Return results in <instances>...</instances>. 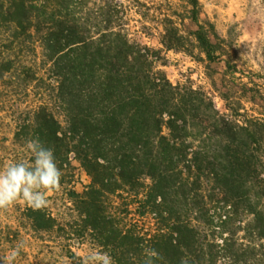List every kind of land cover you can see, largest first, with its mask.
Listing matches in <instances>:
<instances>
[{"label": "trees", "instance_id": "16d2710c", "mask_svg": "<svg viewBox=\"0 0 264 264\" xmlns=\"http://www.w3.org/2000/svg\"><path fill=\"white\" fill-rule=\"evenodd\" d=\"M180 2L196 28L176 8L156 48L131 36L119 2L0 0V80L41 90L14 143L54 148L61 184L89 175L68 194L71 236L114 264H264V74L201 0ZM171 51L203 65L213 90L174 83ZM27 217L57 227L47 208Z\"/></svg>", "mask_w": 264, "mask_h": 264}, {"label": "rangeland", "instance_id": "374dc122", "mask_svg": "<svg viewBox=\"0 0 264 264\" xmlns=\"http://www.w3.org/2000/svg\"><path fill=\"white\" fill-rule=\"evenodd\" d=\"M101 4L119 2L127 9L124 20L131 36L144 44L162 48L158 38L164 31L160 20L164 14H172L176 8L183 15L186 30L196 25L192 14L183 10L180 0H93ZM205 16L210 18L224 37L237 43L234 49L247 63V66L264 74V0H201ZM166 65L162 68L174 83H189L206 90H213L210 78L203 65L184 53L165 52ZM32 61V58L29 59ZM41 66L42 59H35ZM43 75L44 69L40 70ZM9 77V76H8ZM18 80H0V172L13 162L27 160L28 153L22 144L14 143L16 121L20 112L37 105L41 90L31 88L26 91ZM221 110L224 102L217 97ZM78 165V163H75ZM61 184L58 190H43L49 201L47 209L57 220L52 232H39L34 229L27 210L31 208L22 199L6 209H0V256L8 255L17 246L20 254L14 264H81L79 257H85L94 264L96 250L87 243L82 246L72 239L71 226L75 223V212L68 194L71 190L83 192L91 182L84 170ZM117 200V199H115ZM2 264V262H0Z\"/></svg>", "mask_w": 264, "mask_h": 264}, {"label": "clouds", "instance_id": "9594fccd", "mask_svg": "<svg viewBox=\"0 0 264 264\" xmlns=\"http://www.w3.org/2000/svg\"><path fill=\"white\" fill-rule=\"evenodd\" d=\"M25 147L32 153L33 159L13 162L0 172V209H6L22 199L34 210H43L49 204L43 190H58L61 187L63 172L57 163L54 148L46 146L39 137L28 139ZM20 250L21 246H17L10 254L0 256V262L14 264ZM79 259L81 264H89L85 257ZM92 259L96 264H114L107 251L95 253Z\"/></svg>", "mask_w": 264, "mask_h": 264}]
</instances>
